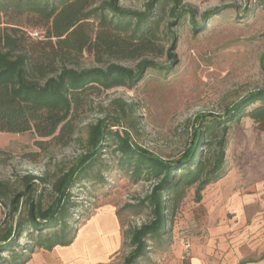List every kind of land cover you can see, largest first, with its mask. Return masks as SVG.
<instances>
[{"label": "rangeland", "instance_id": "374dc122", "mask_svg": "<svg viewBox=\"0 0 264 264\" xmlns=\"http://www.w3.org/2000/svg\"><path fill=\"white\" fill-rule=\"evenodd\" d=\"M146 1L120 3L142 10ZM182 1L196 8L199 22L207 11L236 7L215 16L200 33H195L189 21L178 29L179 62L172 72L148 71L133 87L85 92L75 114L76 135L68 145L50 140L39 145L40 139L33 132H0V150L4 152L0 178L22 190L21 177L36 176L33 196L47 206L54 198L48 182L68 171L86 153L88 126L109 116L112 123L121 107L130 111L129 105H133L136 110L135 144L164 160H177L191 141L198 119L222 114L245 95L263 89L264 0ZM8 20L0 16L2 29L8 27ZM27 30L30 40L46 35L42 28ZM81 62L82 67L98 65L88 52ZM158 62L169 64L167 57ZM122 64L136 69L139 61ZM222 136L219 131L216 140ZM225 137V175L204 189L200 201L197 185L186 188L163 241L151 240L150 251L139 264H184L189 251L198 244L213 250L209 256L213 264L233 254L242 264L264 262V132L250 118H242L231 125ZM204 150V156L213 157L214 147ZM114 151L111 142L102 150L101 165L73 190V244L51 251L36 249L27 264L124 263L131 252L127 232L152 220L151 210L141 202L158 180L145 176L135 180ZM100 176L104 182L99 181ZM17 220L18 215L12 220L9 206L0 203V229L12 226L15 232ZM19 244L32 243L21 239Z\"/></svg>", "mask_w": 264, "mask_h": 264}, {"label": "trees", "instance_id": "16d2710c", "mask_svg": "<svg viewBox=\"0 0 264 264\" xmlns=\"http://www.w3.org/2000/svg\"><path fill=\"white\" fill-rule=\"evenodd\" d=\"M235 7L207 11L199 22L196 8L182 0H147L142 10L124 7L120 0H0V16L9 19L6 29L0 27V132H33L39 145L44 140L68 145L76 135L75 114L85 92L133 87L148 71L172 72L179 62L178 29L189 21L200 33L215 16ZM27 28H42L46 35L27 39L31 33ZM86 52L98 65L82 67ZM165 57L169 64L158 62ZM127 61L139 64L132 69L122 64ZM262 62L264 66V56ZM129 108L116 111L112 123L109 116L88 126L86 153L48 182L54 198L47 206L33 196L36 176L21 177L22 190L0 178V203L9 206L12 220L18 215L15 232L12 226L0 229V264H27L36 249L73 244V190L101 165L102 150L111 142L120 165L135 180L141 176L158 180L141 202L151 210L152 220L127 232L131 252L123 264H139L148 255L151 240L163 241L186 188L197 185L200 201L204 189L225 175V134L231 125L250 118L264 132L263 88L222 114L198 119L182 156L168 161L133 142L137 116L133 105ZM219 131L223 136L216 140ZM204 147H214L213 157L204 156ZM100 180L104 182V176ZM21 239L32 244L22 247Z\"/></svg>", "mask_w": 264, "mask_h": 264}, {"label": "crops", "instance_id": "0c3cea01", "mask_svg": "<svg viewBox=\"0 0 264 264\" xmlns=\"http://www.w3.org/2000/svg\"><path fill=\"white\" fill-rule=\"evenodd\" d=\"M197 242V241H196ZM213 250L208 248V246L205 245H194L192 249L189 251V254L186 258V262H183L184 264H213L210 262V253H212ZM186 257V256H185ZM184 257V258H185ZM226 260L221 259V261H217L214 264H242L239 262L237 258H235V255L227 256ZM250 264H264V262H257V263H250Z\"/></svg>", "mask_w": 264, "mask_h": 264}, {"label": "built area", "instance_id": "2783aa9c", "mask_svg": "<svg viewBox=\"0 0 264 264\" xmlns=\"http://www.w3.org/2000/svg\"><path fill=\"white\" fill-rule=\"evenodd\" d=\"M187 248L189 247V246H186Z\"/></svg>", "mask_w": 264, "mask_h": 264}]
</instances>
